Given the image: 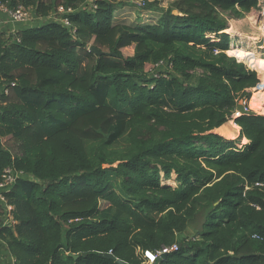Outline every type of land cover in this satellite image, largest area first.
Wrapping results in <instances>:
<instances>
[{
  "label": "trees",
  "instance_id": "1",
  "mask_svg": "<svg viewBox=\"0 0 264 264\" xmlns=\"http://www.w3.org/2000/svg\"><path fill=\"white\" fill-rule=\"evenodd\" d=\"M87 2L0 0L37 20L0 38V185L16 175L0 243L14 264H264V117L219 132L237 97L264 89V71L224 52L221 13L258 0Z\"/></svg>",
  "mask_w": 264,
  "mask_h": 264
},
{
  "label": "rangeland",
  "instance_id": "2",
  "mask_svg": "<svg viewBox=\"0 0 264 264\" xmlns=\"http://www.w3.org/2000/svg\"><path fill=\"white\" fill-rule=\"evenodd\" d=\"M87 3H88V7L91 8L93 5L92 0H88ZM262 3H264V0H258V2H257L258 7L256 9L250 10L249 12H243V16L241 18H236L235 15L231 14V12H229V11L221 13V18L225 23V29L222 31V33H224L228 36V43H227L228 49L224 50V52L228 55V57L234 58L237 62L247 61V60H245V61L241 60L239 58V56L235 53V51H238L239 49H241V47L239 46V45H241V37H239V36H241V32H243V30L246 29L247 25H250V28L249 29L247 28V30L252 31L251 35L253 36V34H256L255 37L253 36L251 38V42H252L251 48L252 49H258L260 43L262 45H264V15L259 13V10L261 8H264V4H262ZM238 10H240V9H238ZM174 11H176L175 12L176 14L178 13L177 10H174ZM65 13L66 12L60 10L59 13L54 14L52 16V18H51V19H53L52 21H59L62 23L65 20L63 18ZM35 20L36 19H34L33 14L30 13V20L28 21V23H26L24 25H22L23 23L17 24V25H11L9 23H6L4 26V33L3 34L10 33L11 31H15L16 29L24 28L26 25L31 24V26H34L33 24L35 23L34 22ZM255 39H257V41ZM203 48H205V47H203ZM222 52H223V50L219 49V48H214V49L212 48L211 49V55H213V56H217ZM197 53H198L197 55L204 56V54L202 52L199 53L197 51ZM257 54L259 55V58L256 61H252V62L255 63L257 69L264 71V50L263 51H257ZM170 67L171 66L167 65V63H163L159 67L155 66V72L158 73L162 69H163V71H165V70L170 71ZM246 91L248 94H250V97L247 98L245 96V97L240 98V99H239V97H237L238 106L240 105V102L243 99H246L247 111L255 112L257 115L264 117V89H261V90L247 89ZM107 118H109V117H107ZM107 118L102 120L100 127L98 125L99 131L96 132L97 135L100 136L101 130H104L103 127H105V125L109 123V120H106ZM227 127L230 129L233 128V126H231L229 124L227 125ZM89 128H90V126H88V129ZM100 128H101V130H100ZM225 128H226L225 126H224V128L222 127L220 129V131L223 133L224 132L228 133L227 131H229L230 129H228L226 131ZM94 129H97V128H94ZM25 145H26V143L24 142V139L13 140V141H10L8 144H5L4 149L8 150L11 153L12 157H16V155H19V156L21 155L22 149L24 148ZM124 148H125V143L123 141H120L119 143H117L115 145L113 150L123 151ZM117 164H118V162H115L112 165L103 164L102 168H108V167L113 168V167H116ZM159 176H160L161 185H166V186H170L173 188H175L179 185V183L176 180V175L174 173H171L167 179L164 177V174L162 172L160 173ZM114 183H115L117 191H119L117 185L120 183V178H118V177L114 178ZM7 185L8 184H4L3 187H0V195L6 189H8ZM3 201L4 200L0 197V202L3 203L4 209H5V203ZM8 208L6 206V209H8Z\"/></svg>",
  "mask_w": 264,
  "mask_h": 264
},
{
  "label": "built area",
  "instance_id": "3",
  "mask_svg": "<svg viewBox=\"0 0 264 264\" xmlns=\"http://www.w3.org/2000/svg\"><path fill=\"white\" fill-rule=\"evenodd\" d=\"M30 13H32L30 8L18 6L15 9H8L5 5L0 4V38H1V35L4 33V26L6 23H9L11 25H17V24H22V23L26 24L30 20ZM2 16L5 17V19L2 18ZM65 24H67V21H65ZM13 32H15V31H11L10 33H13ZM7 34H9V33H7ZM239 107H242L244 109V111L247 110L246 99H243L240 102ZM243 114H244V112L242 110H239L237 107L236 111L232 114L231 119L225 125H228V124L231 126L237 125L236 120L241 118V116ZM15 176L16 175H14L12 172H10V170H6L5 175H4V183L2 185H0V187H3L4 184H8L7 186H9L11 183H13L15 181V179H16ZM255 186L264 187V184L263 183H257V184H255ZM0 197L3 199V197L1 195H0ZM3 202L5 203V201H3ZM9 210H10V208L7 209V211H9ZM8 221H9V218H8ZM251 238L256 239L258 241L262 240V238L257 234H252ZM170 250H176V246H172L171 248H162V250L160 252H158L154 255H151L150 257L154 258V259L158 258V257H162L163 255L167 254ZM109 254H111V252H109Z\"/></svg>",
  "mask_w": 264,
  "mask_h": 264
},
{
  "label": "bare ground",
  "instance_id": "4",
  "mask_svg": "<svg viewBox=\"0 0 264 264\" xmlns=\"http://www.w3.org/2000/svg\"><path fill=\"white\" fill-rule=\"evenodd\" d=\"M259 13L264 15V8H261L259 10ZM247 28H250V25L246 26V29L243 30V32H241V45H239L241 47V49H239L238 51H235V53L239 56V58L241 60H249L252 59L253 57H256V53L257 51H263L264 50V45H262L261 43L259 44L258 49H252L251 45V38L254 36H256V34H253V36L251 35L252 31L251 30H247ZM257 41V39H255ZM237 127H233L232 129H230V131H227L228 133H234L236 131Z\"/></svg>",
  "mask_w": 264,
  "mask_h": 264
},
{
  "label": "crops",
  "instance_id": "5",
  "mask_svg": "<svg viewBox=\"0 0 264 264\" xmlns=\"http://www.w3.org/2000/svg\"><path fill=\"white\" fill-rule=\"evenodd\" d=\"M2 18H4L5 19V17H3L2 16ZM34 22H37V20H35ZM28 23V22H27ZM17 30V29H16ZM15 30V31H16ZM224 126L226 127L225 129L226 130H228V129H230V128H228L227 127V125H223L222 127L224 128ZM221 127V128H222ZM233 127H237L236 128V131L234 132V133H226V132H221L220 130H219V132L221 133V134H223V135H226V136H233V135H235L238 131H239V126L238 125H235V126H233ZM220 128V129H221ZM230 131V130H229ZM243 143H247V141L245 140V139H243V141H242ZM7 223H9L8 222V220L7 221H4L3 222V224L2 225H5V224H7ZM1 225V226H2ZM0 244H2V243H0ZM0 264H14V259L9 255V253H8V250H7V248L5 247V245H0Z\"/></svg>",
  "mask_w": 264,
  "mask_h": 264
},
{
  "label": "water",
  "instance_id": "6",
  "mask_svg": "<svg viewBox=\"0 0 264 264\" xmlns=\"http://www.w3.org/2000/svg\"><path fill=\"white\" fill-rule=\"evenodd\" d=\"M175 12H176V11H172L173 15H178V13L176 14ZM89 52H92V53H94V54H96V55H98V56H100V55L102 54V52H100L97 48L92 47V46L89 48ZM238 109H239V110H242V111L244 112V109H243L242 107H238ZM215 206H216V203L211 204L208 208H206V209L204 210V213H208V212H210ZM99 257H101V258H105V259H109V260H111V261H116L115 258H114V256L111 255V254H109V253H107V254H105V253H101V254H99ZM116 263H118V264H123V263H121V262H119V261H117Z\"/></svg>",
  "mask_w": 264,
  "mask_h": 264
},
{
  "label": "clouds",
  "instance_id": "7",
  "mask_svg": "<svg viewBox=\"0 0 264 264\" xmlns=\"http://www.w3.org/2000/svg\"><path fill=\"white\" fill-rule=\"evenodd\" d=\"M257 54V53H256ZM259 58V55L257 54L256 57H253L252 59H249L247 61H256ZM239 107V106H238ZM246 112V110L244 111V113ZM227 123V122H226Z\"/></svg>",
  "mask_w": 264,
  "mask_h": 264
}]
</instances>
